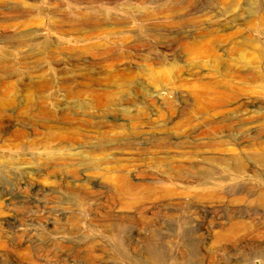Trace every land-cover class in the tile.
<instances>
[{"label": "rangeland", "instance_id": "rangeland-1", "mask_svg": "<svg viewBox=\"0 0 264 264\" xmlns=\"http://www.w3.org/2000/svg\"><path fill=\"white\" fill-rule=\"evenodd\" d=\"M249 115L264 0H0V264H175L180 244L264 264V227L216 240L264 216L236 192L258 183L208 159L264 125ZM205 173L225 176L209 198Z\"/></svg>", "mask_w": 264, "mask_h": 264}, {"label": "bare ground", "instance_id": "bare-ground-1", "mask_svg": "<svg viewBox=\"0 0 264 264\" xmlns=\"http://www.w3.org/2000/svg\"><path fill=\"white\" fill-rule=\"evenodd\" d=\"M236 93L232 96V99L236 103L234 106V111H244L246 101H242L240 97V88H236ZM252 102V101H251ZM257 103V102H256ZM252 111V110H251ZM256 113L262 112L261 110H254ZM252 115V114H251ZM249 115V119H244L246 117L240 116L238 118V125H246L249 123L259 122V120H264V115H258L256 118ZM238 127V126H237ZM257 129V130H256ZM264 130V125L260 124L255 127L254 135L249 139H246L242 148L239 150L236 147L224 146V142L212 146L215 152L219 155L217 156H208V159L217 160L218 163L223 164L226 167H231L235 170L236 175L242 179H248L250 181H255L258 183V188L255 187H240L236 192L247 194L255 198H259L264 201V135L262 131ZM247 136L240 135L235 138L238 145L242 146V141ZM201 148L200 145H195L194 150L198 152ZM215 154V153H213ZM230 157L232 158L230 160ZM223 177V178H222ZM214 177L212 174L205 173L202 177L199 178L200 184L204 187L208 186L207 192L202 193L201 196L204 198H209L214 196L216 192L210 187L214 186L217 183V180L225 179V176ZM247 180V181H248ZM252 183V182H251ZM253 184V183H252ZM264 227V216L255 217V216H244L240 214L233 215L228 217L227 222L221 226L220 231L217 234L216 240H230V241H241L243 240L241 235L255 237L260 235V228ZM156 234V233H155ZM159 234V233H158ZM173 236H177L173 234ZM162 238V237H161ZM254 239V238H253ZM169 241V240H168ZM245 242V241H244ZM254 244V243H253ZM187 244L178 245L179 253L175 255V264H207L209 257L212 255L208 253H196L191 249ZM194 256L196 258L195 262L186 263L187 259ZM167 257V256H166ZM260 258L264 260V246L261 247L259 251L253 253L251 258ZM212 260V259H211Z\"/></svg>", "mask_w": 264, "mask_h": 264}]
</instances>
